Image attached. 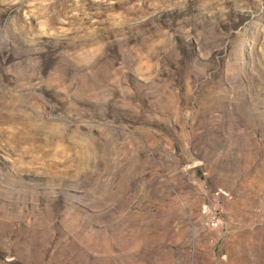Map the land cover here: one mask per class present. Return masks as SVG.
<instances>
[{"label": "rangeland", "instance_id": "rangeland-1", "mask_svg": "<svg viewBox=\"0 0 264 264\" xmlns=\"http://www.w3.org/2000/svg\"><path fill=\"white\" fill-rule=\"evenodd\" d=\"M0 264H264V0H0Z\"/></svg>", "mask_w": 264, "mask_h": 264}, {"label": "built area", "instance_id": "built-area-1", "mask_svg": "<svg viewBox=\"0 0 264 264\" xmlns=\"http://www.w3.org/2000/svg\"><path fill=\"white\" fill-rule=\"evenodd\" d=\"M208 224L211 225V226H214L217 224V220L214 216H212L209 221H208Z\"/></svg>", "mask_w": 264, "mask_h": 264}]
</instances>
